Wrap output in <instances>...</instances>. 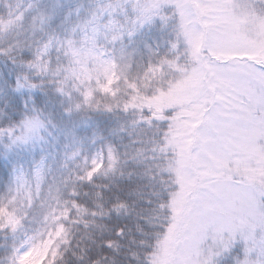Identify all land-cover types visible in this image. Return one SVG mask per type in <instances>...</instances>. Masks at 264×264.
I'll return each instance as SVG.
<instances>
[{"label": "snow or ice", "instance_id": "obj_1", "mask_svg": "<svg viewBox=\"0 0 264 264\" xmlns=\"http://www.w3.org/2000/svg\"><path fill=\"white\" fill-rule=\"evenodd\" d=\"M7 8L0 264H35L34 254L39 264H63L72 228L98 226L105 213L104 193H84L93 207L79 187H101L98 177L117 173L131 183L134 172L137 186L107 209L115 220L99 251L74 252L76 264L87 255V264H264V0H21ZM85 59L96 64L95 81L82 79ZM70 80L79 81L74 105ZM97 92L111 99L91 103ZM82 105L100 114L95 151L72 119ZM61 124L71 125L67 158L81 163L49 183L44 142ZM133 224L135 250L122 253Z\"/></svg>", "mask_w": 264, "mask_h": 264}, {"label": "trees", "instance_id": "obj_2", "mask_svg": "<svg viewBox=\"0 0 264 264\" xmlns=\"http://www.w3.org/2000/svg\"><path fill=\"white\" fill-rule=\"evenodd\" d=\"M2 12H0V15ZM5 44V43H4ZM0 44V46L4 45ZM85 61H88V64H94L93 62L85 59ZM66 87V86H65ZM111 97L105 96L104 94H98L94 96V98L91 99V103L95 104V101L100 100L99 103L101 106H103L104 103H106L108 100H110ZM100 114L92 111L88 105H83L82 110L79 113H74L73 121L75 122L76 126L79 128V135L85 137V149L86 151H95L96 147L98 145L93 146L91 141L94 137V130H95V121L97 118H99ZM91 117V119H89ZM54 121L60 122L61 117L59 114V111L54 115L53 117ZM89 126H85V125ZM71 125H68V127H65L64 124H61V128H51V135L46 134L45 139V145L49 147H54V164L52 167V171L47 176V182L51 183L54 179H59L61 171H64L65 175L69 170H75L77 166L81 163L80 161H73L71 159H68L66 156V152H70L71 149L67 148L66 146L69 143V139L66 138V133L70 131ZM105 135L108 134V128L102 127L101 129ZM39 154V149H38ZM66 161V164H65ZM63 166V167H62ZM126 173L128 171H132L131 168H128L125 170ZM73 175H75V171H73ZM137 174L133 173V182H129L127 179V175L125 177L121 178L119 176V173H117L116 177L113 178H104V177H98L95 181L96 185H99L101 187H95L92 188L91 186H81L79 187V191L81 193V199L83 202L88 203L90 206H95L93 204V200L95 197H85V192H103L104 196L102 200L97 201V203H102L105 209V213L103 216H97L95 218L96 225L98 226H90L88 229H84L83 223L79 225V229L74 226L69 233V240L71 241L70 244H61V251L65 253L63 264H76V257L73 255L74 252H79L83 254L84 252H91V251H99L101 242L103 241L104 237L108 234L109 230L111 229L114 220H115V213L112 215H109L107 212V209L110 208L111 203L115 200L117 193H127L130 187H136L137 184ZM141 184H146L147 181H140ZM103 185H109V187L104 188ZM150 188H145L143 191L147 192L150 191ZM91 219V217H89ZM119 219L123 220L125 217L121 216ZM33 225L28 224L26 222V228L29 230V234H31V228ZM87 232L89 235L85 236L84 233ZM136 233L135 225H132V233L127 239H123L119 241V246L121 248L122 253L129 252L132 250H135V245L131 243V238ZM20 235H23V232L20 233ZM84 237L83 240H81V237ZM4 242L3 235L0 234V244ZM80 244V247L77 248V245ZM93 257L91 255H87L85 257V262L87 264L88 261H91ZM120 259L128 260L130 259V255L128 257H125L121 255ZM33 260H35V264H39V260L35 259V254L33 256ZM31 264V262H30Z\"/></svg>", "mask_w": 264, "mask_h": 264}, {"label": "rangeland", "instance_id": "obj_3", "mask_svg": "<svg viewBox=\"0 0 264 264\" xmlns=\"http://www.w3.org/2000/svg\"><path fill=\"white\" fill-rule=\"evenodd\" d=\"M20 2H21V0H0V12H2L1 13L2 15H0V17L7 16V13H8L7 5L8 4H12L13 6H15L17 3H20ZM74 2H75V0H73V3ZM2 37H3V31L0 30V44H4L5 43V40ZM79 70L84 74L82 76V79H87V78L91 77V79L93 81H95L96 76H97L96 64L95 65L94 64L90 65V64H88V61H85L84 64L80 67ZM65 86H66L67 90L73 91V94H74L73 105L75 103H79L81 101V96H80V93L75 91L76 87L79 86V81L70 80ZM97 93L98 94H103V93H100V92H97ZM94 96L92 98H94ZM96 102H100V100L95 101V103ZM45 143L46 142H44V145H45ZM44 148H45V152L48 155V165L52 169L53 164H54L53 160H54V157H55V155H54V147L46 146ZM36 264H38V263H36Z\"/></svg>", "mask_w": 264, "mask_h": 264}]
</instances>
